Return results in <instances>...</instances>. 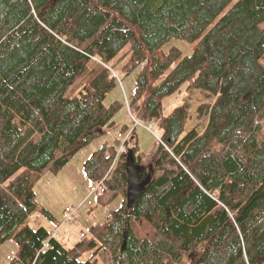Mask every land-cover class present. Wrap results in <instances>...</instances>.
<instances>
[{"label":"trees","instance_id":"obj_1","mask_svg":"<svg viewBox=\"0 0 264 264\" xmlns=\"http://www.w3.org/2000/svg\"><path fill=\"white\" fill-rule=\"evenodd\" d=\"M233 1L0 0V245L18 244L6 264H264V0ZM174 38L191 52L163 50ZM126 47L129 104L161 128L162 169L126 208L118 147L141 154L122 125L83 163L121 202L67 247L28 225L34 184L115 125L108 64ZM182 85L214 99L198 107L201 132H184L186 104L162 114Z\"/></svg>","mask_w":264,"mask_h":264},{"label":"rangeland","instance_id":"obj_2","mask_svg":"<svg viewBox=\"0 0 264 264\" xmlns=\"http://www.w3.org/2000/svg\"><path fill=\"white\" fill-rule=\"evenodd\" d=\"M234 0L233 2H235ZM232 2V3H233ZM231 3V4H232ZM230 4V5H231ZM169 45H175L181 50V55H187L191 52L194 43L187 42L183 39L174 38L164 44L163 50ZM128 59L127 47L119 53V55L108 66L110 67V76H116L115 87L108 92L104 99V103L108 105L112 101L121 103L120 109L115 113L113 119L115 125L108 128L107 132L86 146L74 152L70 160L56 173L52 174L44 171L36 179L34 191L38 208L36 210L37 217L28 219V225L37 227L45 222L48 229L58 234L64 244L66 243L58 231V223L63 219L66 211L75 209L77 215L74 222L78 226L87 227L92 223L104 221L109 210L120 204L121 198L115 199L114 202L107 203L110 193L101 188V182L98 183L97 190L101 192L97 196L94 193V186L86 179L83 173V163L88 156L95 151L103 141L110 142L114 137L120 136V127L127 125L130 144H133V138L136 137L137 145L140 152V162L146 167L150 166L154 173L162 169V166L155 163V150L157 149V140L161 136V128L155 121H147L143 119L144 110L138 102V107L133 110L129 104V96L134 89L135 79L139 68H135L128 74L122 71V65ZM214 99H206L201 92L193 90L188 92L185 85L173 94L167 95L162 99V114L169 115L171 111L181 105L187 106V118L184 123V132L189 130H197L201 132L207 122L206 118H199L198 107L203 103H212ZM262 133H264V119L262 120ZM133 129V130H132ZM135 136V137H134ZM125 147V146H124ZM127 150V148L125 147ZM123 161V159H122ZM149 170V169H148ZM147 170V172H148ZM99 199L103 201L99 202ZM41 210H46L50 216L44 215ZM65 223V222H64ZM69 226L70 223H65ZM67 245V244H65ZM18 250V244L8 239L0 245V264H5L10 257L14 256ZM97 264H101L98 259Z\"/></svg>","mask_w":264,"mask_h":264},{"label":"water","instance_id":"obj_3","mask_svg":"<svg viewBox=\"0 0 264 264\" xmlns=\"http://www.w3.org/2000/svg\"><path fill=\"white\" fill-rule=\"evenodd\" d=\"M144 165L137 163L134 153L128 149L124 156V172L126 175V189H125V207L132 209L135 207L141 193L145 186L153 177V170L150 168L148 172L142 177ZM125 242H123V245Z\"/></svg>","mask_w":264,"mask_h":264},{"label":"crops","instance_id":"obj_4","mask_svg":"<svg viewBox=\"0 0 264 264\" xmlns=\"http://www.w3.org/2000/svg\"><path fill=\"white\" fill-rule=\"evenodd\" d=\"M35 217H37V214L34 213L29 218L30 219H34ZM60 222L56 226H58V231L61 233L60 235L64 239V241L66 242L65 244H67V245H65V246H67V247L72 246L76 241H78L80 236H81V234L87 233V229L85 227L78 226L75 223H73V224H71L69 226L68 225L66 226L64 223H60ZM40 226H43V227L47 228L45 226V222H42V225H40ZM37 227H39V226H37ZM33 228H36V227H33ZM54 228H56V227H53L52 229H49V230H53ZM89 255H90V253H85L84 254L85 257H89Z\"/></svg>","mask_w":264,"mask_h":264},{"label":"built area","instance_id":"obj_5","mask_svg":"<svg viewBox=\"0 0 264 264\" xmlns=\"http://www.w3.org/2000/svg\"><path fill=\"white\" fill-rule=\"evenodd\" d=\"M125 151L124 147L123 146H120L119 148V152H123ZM101 192H98V195H100ZM76 218V214H75V210L72 209L71 211H68L65 215H64V218H63V223H72L74 221V219ZM50 237H53V238H57L58 237V234L56 232H53L51 233ZM48 247V241H43L42 243V250L41 252H44V250Z\"/></svg>","mask_w":264,"mask_h":264},{"label":"flooded vegetation","instance_id":"obj_6","mask_svg":"<svg viewBox=\"0 0 264 264\" xmlns=\"http://www.w3.org/2000/svg\"><path fill=\"white\" fill-rule=\"evenodd\" d=\"M140 163L144 165V171L142 173V177H143L145 175V173L147 172V170L151 168L150 167L151 165L146 167V165L143 162H140Z\"/></svg>","mask_w":264,"mask_h":264},{"label":"bare ground","instance_id":"obj_7","mask_svg":"<svg viewBox=\"0 0 264 264\" xmlns=\"http://www.w3.org/2000/svg\"><path fill=\"white\" fill-rule=\"evenodd\" d=\"M107 132V131H106Z\"/></svg>","mask_w":264,"mask_h":264}]
</instances>
